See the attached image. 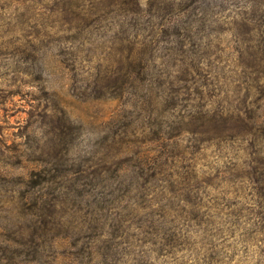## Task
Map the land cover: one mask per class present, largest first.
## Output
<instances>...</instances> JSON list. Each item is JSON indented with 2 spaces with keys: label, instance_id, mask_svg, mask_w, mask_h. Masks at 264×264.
Returning <instances> with one entry per match:
<instances>
[{
  "label": "rangeland",
  "instance_id": "1",
  "mask_svg": "<svg viewBox=\"0 0 264 264\" xmlns=\"http://www.w3.org/2000/svg\"><path fill=\"white\" fill-rule=\"evenodd\" d=\"M51 3L0 0V264H264L262 205L236 182L261 144L236 118L219 139L199 132L246 94L258 106L238 50L259 24L223 11L182 24L185 52H167L155 18L113 24L107 5L104 21H53ZM191 64L200 76L172 99Z\"/></svg>",
  "mask_w": 264,
  "mask_h": 264
},
{
  "label": "trees",
  "instance_id": "2",
  "mask_svg": "<svg viewBox=\"0 0 264 264\" xmlns=\"http://www.w3.org/2000/svg\"><path fill=\"white\" fill-rule=\"evenodd\" d=\"M158 1L161 4H157L156 1H151L150 6H147L146 9L142 8L139 0H108L107 4L106 1H102L101 12H97L95 6H93L90 9V13L86 9V0H52L49 6V12L51 16H53V21H59L62 18L64 21H67L70 15L74 20L81 22H88L94 19H97V21H104V15L107 13L106 17L110 15L113 24H121L123 20L128 19L129 16L134 20L138 16L152 17L157 19V22L152 24H159L157 28L160 29V32L166 39V42L162 40L165 47L164 50L168 52V50H173L174 48V51L179 53L185 52L183 47L185 43L183 39L184 36H182L185 27H183L182 24L185 26L189 24H206L209 18H213L214 20H212V22L217 23L219 22V18H221L219 13L223 11L233 14L228 17V24H243L245 33L247 34H250L254 29H258L255 24H259V29L262 27L264 28V0H235V4H233L232 0H179L175 6L173 5L174 0ZM107 5H110L112 10H108V12L104 13L105 11L103 10L107 11ZM93 17L95 18L93 19ZM148 22H151L150 18ZM170 28L174 31L170 32ZM178 29L181 31L175 32ZM259 29V39L256 48L253 50V46L248 43L245 47L238 50L242 65L245 68L242 76H239V83L245 85V90L248 87L257 89V93L259 94L258 101H260L258 106L252 111L246 109L247 106L250 105V101H248L249 95L246 94L244 99H241L246 105L242 103L244 108H240L238 113H233L226 109L220 114L216 112L212 115L200 116V118L208 124V127L205 130H203V128L199 129V132L207 136L208 139H219L228 128L227 124L236 118L240 121L239 131L243 132L244 136L252 135L258 139L261 145L254 152L256 155L253 160L255 165L250 166V164L245 163L248 170H246L244 175L240 176L236 182L248 188L254 206L259 203L262 205L263 210L261 209V212L258 213L259 217L262 218V215L264 217V105L261 104V101L264 99V41L260 39V36L264 35V29L261 31H259ZM144 46L145 52L141 55L143 60L147 55L150 56L151 54V47L147 44ZM135 59L138 61L140 58L137 57ZM185 59L187 58L185 57ZM149 60V58H146L144 64L139 63L137 67H143L144 72H146L150 66ZM194 66V64H191L189 68L186 67L183 69V78H178L180 84L175 90L174 95H176L171 97L172 99L176 100L175 97L180 93L184 94L187 92L189 94L193 81L191 78H187L190 68L193 67L195 74L200 76L199 70ZM134 72L133 70L132 75ZM164 91L166 95L169 94L171 96L170 91ZM186 99L187 98H182V100ZM174 103L177 104V102ZM188 116L191 117L190 114H188ZM187 125L190 126L192 123L189 121ZM204 141L208 140L202 139V142ZM166 147H169L168 143ZM166 156L167 155H163L162 158L158 159V162H155L149 156H144L146 157L145 163L147 165H152L154 163L153 165L155 166L157 164V167L165 166L173 154ZM178 156L179 155H174V159ZM148 158L150 159L148 160ZM158 174L159 173L154 171L152 179L156 180L154 178H156ZM235 179H237V177ZM190 188L191 187H188V185H184V190H187L188 193L190 192Z\"/></svg>",
  "mask_w": 264,
  "mask_h": 264
}]
</instances>
